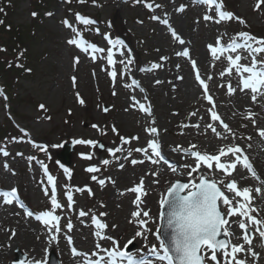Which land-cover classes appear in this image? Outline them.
Instances as JSON below:
<instances>
[{"label": "rangeland", "instance_id": "obj_1", "mask_svg": "<svg viewBox=\"0 0 264 264\" xmlns=\"http://www.w3.org/2000/svg\"><path fill=\"white\" fill-rule=\"evenodd\" d=\"M197 1L199 0H147L154 4L153 12L149 13L143 5L145 0H140L139 3H134L135 0H95V3L93 0H85L84 3H80L79 0L70 2L49 0L39 11V21L36 19V22H33L34 0H11L12 8L6 16L3 14L6 23L18 27L20 34L29 41H32L30 39L33 37L32 30L35 31L37 39L32 41L31 47L27 45L33 54L26 64L29 69L25 71L27 74L19 71L17 75L11 77L12 81L7 90L8 99L4 94L0 95V124L7 115H12L19 130H24L20 135L11 134L6 141L4 139L0 142V149L9 153L7 157L0 154V188L8 190L12 187L17 188L25 204L35 213L50 210L51 187L39 161L47 166L48 173L55 178L57 198L64 207L56 211L61 217V232L55 233L53 230L52 234L56 235L57 239L51 240L48 228L42 222L26 216L13 203L5 204L0 197V264H17L14 255L17 250L30 262L42 260L46 264L48 254L54 251L60 264H80L81 258L72 256L66 236L72 237L73 246L81 252L93 249L96 242L93 235L95 228L91 224L90 216L79 217L81 209L86 212L91 210V213L98 217L101 212L107 213L106 216L99 217L108 225L105 234L118 238L120 245L123 246L135 231L140 230L137 224L129 223L131 212L136 210L132 203L136 193L125 190L138 184L141 177H144V189L147 194L142 195L143 203L140 207L149 211L151 219L147 225V239L137 238L133 242L135 247L131 252L136 253L137 249H141V254L147 258L148 248L153 244L158 245L153 233L158 226L160 228L158 201L161 194L166 191L170 182L178 177L185 181L188 179L183 168L177 173L160 164L162 170L153 169L154 165L148 160L133 165L132 159H143L141 153L133 152L131 157L124 159L130 149L147 146V140L151 139V136L144 129L149 126L158 128L162 150L168 152V157L178 164L193 161L187 158L188 161L180 163L178 157L183 154L170 150L176 145L188 148L190 144H195L202 153L216 154L222 145L238 144L250 156L260 178L258 183L261 185V181H264V138L258 134V129H264V96H258L255 102L252 101L250 92L245 95L237 91L229 96L227 84L231 81L235 87L237 78L235 74L221 78L219 73L227 63L223 59L214 61L207 49V45L214 43L216 37L223 36V41L228 42L230 37L241 31L258 38L264 37V4L259 10H255L257 0H223L228 10L246 21V25L235 19L216 24L203 19L206 11L213 14V10L206 9L204 5L196 3ZM157 4L160 7L156 10ZM181 5H185L184 11L177 12L176 9ZM47 13L52 15L49 16ZM76 13L89 19L95 18L101 33L112 36L124 34L130 40V45L124 49V56L118 61L124 59L126 63L127 59H131L132 64L128 65V69L120 63L116 64L118 74L123 72L124 75H118L115 86L107 71L102 70H112L106 59L89 60L87 56L80 54L75 46L67 44V39L73 34L63 26L64 19L69 20L87 38L93 36L100 40L95 27L78 25L75 20ZM153 15L168 19L169 25L174 27L185 43L175 44L168 33V26H160L159 21L151 19ZM170 15H175L184 23L182 31L175 28L169 19ZM35 23L37 25H34ZM170 44L173 45V49ZM185 48L189 50L190 58L196 61L199 54L205 53V63L197 62V66L203 78L213 76V79L208 81L209 94L213 96L218 114L235 134V139L231 134L224 133L218 122H216L218 130L228 136L227 140L219 139L210 129H205L204 125L212 122L207 111L210 105L203 98V90L195 81L189 59L176 55ZM7 53L11 54L9 50ZM5 56L3 58L8 62L9 58ZM74 57H79V63L75 67ZM161 57L166 59L161 60ZM152 63L161 65L157 68L158 71L154 70L157 74L156 79L161 83L152 87L144 86L145 89L141 87V90L134 88L132 81L138 80L141 68H149ZM73 76L76 77L75 87L72 82ZM186 80L191 82L190 90L194 89L195 95L185 94ZM2 83L0 80V86L5 92ZM125 84L130 87H124ZM113 92L116 95H113ZM76 93L84 100L83 105L77 101ZM133 96L136 100H141L145 106H151L150 116L140 111L138 106L132 107ZM41 104L46 110L39 107ZM105 107L109 111L104 114ZM249 111L254 113L255 125L252 120L244 119L242 116ZM193 112L196 115L191 116L190 113ZM153 120L154 125L151 123ZM93 124H96L99 130L93 128ZM196 124L200 127H182ZM113 127L117 132H113ZM120 136L129 139L138 136L139 139H130L129 144L121 145ZM80 138L97 141L103 145V149L100 151L96 146L75 145L69 166L61 165L56 157L62 146L51 145H63ZM260 138L263 139L262 148ZM116 147H122L123 151L117 152L115 156L109 155L107 149ZM42 148L46 150H41ZM251 149L255 151V155L250 153ZM80 153H91L92 158L84 159ZM173 154L177 158L172 156ZM28 157L34 159L29 161ZM105 159L109 160V164L101 163ZM5 162L9 165L8 171L3 168ZM120 164L124 167L120 168ZM89 166H96L100 171L88 173L86 169ZM64 169H68L70 175L66 174ZM152 171H158L159 175L152 176L150 174ZM204 171L207 173V169ZM181 173H184L182 177ZM93 175L98 180L104 179L105 185L101 187L97 181L92 180ZM108 178L115 183L110 182ZM217 178H222V175L217 174ZM242 178L245 182H239V186L249 187L246 182L251 177L246 169L242 172ZM154 180H158L159 183H153ZM65 186H68L67 189ZM85 186L92 190V196H89L87 191L83 193L74 191L77 187ZM45 188L49 191L48 197L44 195ZM69 189L73 190L75 201L71 210L67 207L68 202L64 195ZM121 192H124V195H120ZM254 194L258 195L256 192ZM259 201V205L255 201L253 205L259 209L258 218L264 219V195L260 196ZM101 203L105 206L101 207ZM69 220L73 224L71 232L66 228ZM113 225L116 227L113 228ZM10 230H15L14 236ZM232 231L240 235L237 226L234 225ZM251 236V247L259 256L255 259L249 256L247 259L241 254L240 258H246L248 264H264V247H261L264 241H261L255 230ZM101 243L105 247L110 245L109 241ZM218 259L223 264L222 254ZM206 264L213 262L207 260Z\"/></svg>", "mask_w": 264, "mask_h": 264}, {"label": "snow or ice", "instance_id": "obj_2", "mask_svg": "<svg viewBox=\"0 0 264 264\" xmlns=\"http://www.w3.org/2000/svg\"><path fill=\"white\" fill-rule=\"evenodd\" d=\"M79 2L84 3L85 0H79ZM137 2H139V0H137ZM93 3H95V0H93ZM199 3L204 5L206 9L214 8V14H208L207 11L205 12L203 16L205 21H212L216 24H220L222 21H231L235 19L238 20L239 23L246 25V21L242 18L236 17L232 12L223 10V0H199ZM262 4H264V0H257L255 10H259ZM145 6L149 8V10H152L154 7V5L148 3L147 0H145ZM155 7L159 8L160 5L157 4ZM184 8L185 5H181L176 11L183 12ZM0 11H2V9H0ZM32 15L35 16L36 13L34 12ZM47 15L50 16L52 13H47ZM151 19L157 20L168 26L172 38L179 44L183 45L185 43L176 30L169 25L167 19H161L157 15H153ZM75 20L83 25H91L94 23L93 20L81 16L79 13L75 14ZM0 23H3V21H0ZM62 24L73 34L66 41L68 45L75 46L82 52L89 53L93 61L98 58L106 59L107 64L112 70H102L107 71V75L111 78L113 86H115L118 75H124L123 72L118 74L115 67L116 64L120 63L124 65L125 69H128V65L132 64L131 59H127L125 63L124 59L117 61L115 58L117 52H114V48L123 45V41L119 39L112 40L105 34L104 39L107 40L110 46L107 48L99 47L95 43L87 42L83 38L80 30L73 26L69 20L64 19ZM207 49L214 61L223 59L227 63V66L219 73L221 78L225 76L231 77L233 74H235L237 78L235 87L232 85L231 81L227 84V94L229 96L234 95L237 91L245 95L250 92L253 102L257 100L258 96H264V37L258 38L248 32L241 31L230 37L228 42L223 41V36L216 37L214 43L207 45ZM2 50L3 49H0V51ZM102 53H106V56L98 57L97 54ZM242 53H246V55ZM119 55L123 56L124 53L119 52ZM176 55L189 59L192 71L194 72L195 81L203 90V98L210 105L207 111L210 114L212 122L206 123L204 125L205 129H210L217 138L227 140L228 136L218 131L219 126L223 128L224 133L231 134L232 138L235 139V134L218 114L213 96L209 94L208 81H211L213 76L208 75L207 79L201 76L197 61L190 58L189 50L186 48L182 51H178ZM164 59H166V57H161V60ZM78 63L79 57H74L73 67ZM160 67V64L152 63L149 68L141 69V71L151 72ZM177 67H179V65H177ZM93 75H95V73H93ZM179 78L183 79V77ZM72 82L73 87H75V76L72 77ZM155 83L159 84L161 81L157 80ZM132 85L138 86V82L133 80ZM220 86L224 87V85ZM124 87L127 88L130 87V85L125 84ZM2 94V89H0V95ZM113 95H116V93L113 92ZM76 99L81 105L85 103L79 93H76ZM131 100L133 102L132 107L138 106L140 111L149 116L151 115L150 105L145 106V104L137 101L134 96L131 97ZM39 107L45 109L43 104ZM103 111L108 112L109 109L105 107ZM190 115L194 116L196 113L193 112L190 113ZM242 116L244 119L252 120L253 125H255V120L253 119L254 113L249 111L242 114ZM216 122H218V126ZM151 123L154 125L155 121L153 120ZM189 126L200 127L199 124L182 125V127ZM92 127L98 129L96 124H93ZM112 130L113 132H117L115 127H113ZM144 130L152 137L147 140V146L130 149L128 151V156L124 157V159L131 157L133 152L141 153L144 159H132L131 163L133 165L138 163L142 164L145 160L150 161L153 165L163 163L173 173H177L180 168H183L188 177V179L183 182L180 177L170 182L166 191L161 194L158 201L161 209H167L166 213L164 211L160 212L158 219L165 222V228L170 231L162 235L158 226L156 232L153 233L158 241V245L153 244L148 248V254L153 259L145 258L141 254V249H137L136 253H132L128 250L129 246L132 245L137 238L142 237L145 240L147 239V225L149 219H151L149 211L143 210L140 207L143 203L142 195L147 194L144 189V177H141L138 184L125 190V192L136 193L135 200L132 201L136 206V210L131 212L129 223L137 224L140 230L135 231L134 235L121 246L118 238L105 234L108 225L99 217H104L107 213L101 212L98 217L92 214L91 210L86 212L81 209L78 213L79 217L90 216L91 224L95 228L93 235L96 237V242L93 249L81 252L73 246L72 237L70 235L66 236L72 256L80 257V264H206L207 260L212 261L213 264H221V261L218 259V256L221 254L223 256V264H248L246 258H240L242 253H246L254 259L258 258L259 254L251 247V233L255 230L259 234V237L264 240V219L258 218L259 209L253 205V189L250 187L241 188L239 186V181L234 178V173L239 167H242L246 169L252 177L257 180L260 179L249 158L244 154L243 148L238 144L229 143L227 145H222L216 154H209L199 151L195 144H190L188 148L176 145L170 150L172 152L183 153V156L186 159L191 158L193 163H184L174 166L162 153V143L158 139V128L149 126ZM21 131L23 132L24 130L21 129ZM258 134L264 138V129H258ZM25 135H27V133H25ZM13 139L15 140L16 138ZM130 139L138 140L139 137L133 136ZM130 139L120 136L121 145L129 144ZM248 139H251V137H248ZM71 143L73 145L90 146H97L98 144L97 141L91 139L85 140L82 138L73 139ZM61 146L62 145H51V147ZM100 147H103V145H100ZM41 150L46 149L42 148ZM107 151L109 155L115 156L117 152L123 151V148H109ZM0 154L5 157L9 155V153L3 149H0ZM17 155H22V153H17ZM80 156L84 159L92 158L91 153H80ZM27 159L31 161L34 158L28 157ZM38 163L41 164L47 177L48 185L51 187V195L49 198L51 207L50 210H42L36 213L35 218L48 228L49 238L51 240H56L57 236L52 234L53 230L55 233L61 232V217L56 214V211L57 209H62L64 206L57 198L55 178L48 173L46 165L39 161ZM101 163L107 165L109 164V160L105 159L101 161ZM119 167L123 168L124 165L120 164ZM3 168L5 171L9 170L7 162L3 164ZM204 169H207V173ZM64 171L66 174H69L68 169H64ZM86 171L88 173H96L99 172L100 169L96 166H89ZM150 174L157 177L159 172L152 171ZM217 174H221L222 178H217ZM183 175L184 173L180 174L181 177ZM91 179L97 181L101 187L105 185V180H98L95 175H93ZM108 180L115 183L111 181V178H108ZM153 183H159V181L154 180ZM65 187L67 189L68 186ZM74 191L80 193L87 191L89 196L93 195L92 190L87 186L83 188L77 187ZM255 192L258 195H264V181H261V187H257ZM44 195L46 197L49 196L47 188L44 189ZM64 195L68 202L67 207L71 210L75 203L73 199V190H66ZM120 195H124V192H121ZM0 197H2L5 204H12L13 201L17 199V188L12 187L10 190L0 192ZM100 206L104 207L105 205L101 203ZM253 213L257 215H253ZM25 215L31 217L33 216V212L26 210ZM233 217L236 219L230 220V218ZM234 225L240 230V235L232 231ZM112 227L115 228L116 225ZM66 228L69 232L72 231L73 224L71 220L68 221ZM10 231L12 236H14L15 230ZM233 240L237 242L234 243ZM102 241H109L110 245L105 247L101 243ZM261 247H264V243L261 244ZM21 264H44V262L42 260H34L31 262L25 260L22 261Z\"/></svg>", "mask_w": 264, "mask_h": 264}, {"label": "trees", "instance_id": "obj_3", "mask_svg": "<svg viewBox=\"0 0 264 264\" xmlns=\"http://www.w3.org/2000/svg\"><path fill=\"white\" fill-rule=\"evenodd\" d=\"M48 1L49 0H34L32 3V13L35 12L36 15L32 18L33 22H36L39 11H41V9L47 5ZM10 8H12L11 0H0V9H2V11H0V15L2 14L0 16V21H3V23H0V49H3L0 51V79L3 81L7 89L12 81L11 77L17 75V73L20 71V65L26 66L28 60L33 57L31 48H27V45H30L31 47L33 44L32 41L37 39L35 31L32 30L33 37L30 38L32 41H29L20 34L18 27H13L11 24L6 23L3 14L6 16ZM34 25L37 24L35 23ZM8 50L11 53L10 56L16 58L17 63L14 62L16 64L12 63L5 68L2 59Z\"/></svg>", "mask_w": 264, "mask_h": 264}, {"label": "bare ground", "instance_id": "obj_4", "mask_svg": "<svg viewBox=\"0 0 264 264\" xmlns=\"http://www.w3.org/2000/svg\"><path fill=\"white\" fill-rule=\"evenodd\" d=\"M170 19H171V21L174 23V25H175V28H177V30L178 31H182V27H183V22H181L180 20H178V18L175 16V15H170ZM170 47H171V49H173V45H171L170 44ZM206 57V55H205V53H202V54H199V56L197 57V62H199V63H201V64H204L205 63V57ZM156 76H157V74L156 73H150V72H143V71H139V75H138V81H139V84L143 87V88H145L144 86H147V87H152V86H155V85H157V83H155V81H157V79H156ZM186 87H185V91L187 92V93H185V94H193V93H195V91H194V89H191L190 90V88L192 87L191 85V82L190 81H188V80H186ZM132 93H134V92H132ZM193 95H195V94H193ZM219 131V130H218ZM259 140V139H258ZM259 141H263V139L262 138H260V140ZM257 144V143H256ZM261 148L263 147V142H262V144H261V146H260ZM264 148V147H263ZM250 153L252 154V155H255V151H253V149H251V151H250ZM252 157V156H251ZM249 158H250V156H249ZM185 160H186V158H184ZM222 159H224V158H222ZM159 164H157L156 166H158ZM160 167V166H159ZM242 167H239L238 169H237V171L234 173V177H236L237 178V180L240 182V183H242V182H245V179H247V178H242ZM264 176V175H263ZM246 184L250 187V188H252L253 189V191H255V189L257 188V187H261V185L260 184H258L253 178H248V182H246ZM255 192H252V196L253 197H255V199L253 200V201H255L258 205L260 204V201H259V199H260V196L261 195H256V194H254ZM261 239V241H264V240H262V238H260ZM244 255L246 256V258L248 259L249 258V256L246 254V253H244Z\"/></svg>", "mask_w": 264, "mask_h": 264}, {"label": "water", "instance_id": "obj_5", "mask_svg": "<svg viewBox=\"0 0 264 264\" xmlns=\"http://www.w3.org/2000/svg\"><path fill=\"white\" fill-rule=\"evenodd\" d=\"M69 155H70V146H66L64 147V149L62 150L61 154L59 155V159L60 161L64 162L65 164H69ZM165 213L167 211V209L165 208L163 210ZM170 230H167L165 228V222H163V227H162V235L166 234L167 232H169ZM17 255V258L19 260H22L23 258L19 255V253L17 252L16 253ZM50 262L52 263H56V259H55V256L53 254L50 255Z\"/></svg>", "mask_w": 264, "mask_h": 264}]
</instances>
